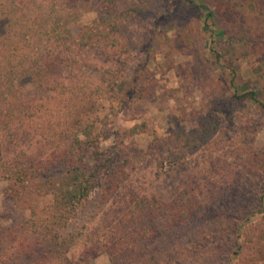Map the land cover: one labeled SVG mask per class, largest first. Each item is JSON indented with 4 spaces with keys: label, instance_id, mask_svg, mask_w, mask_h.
I'll list each match as a JSON object with an SVG mask.
<instances>
[{
    "label": "rangeland",
    "instance_id": "obj_1",
    "mask_svg": "<svg viewBox=\"0 0 264 264\" xmlns=\"http://www.w3.org/2000/svg\"><path fill=\"white\" fill-rule=\"evenodd\" d=\"M102 1L55 0L75 12L73 34L99 18ZM193 1L207 6L214 17L205 27L198 20L201 10L185 5L184 34L176 24L174 31L164 33L173 22L171 15L184 11L183 0L145 4L114 0L119 12L144 8L123 22L121 47L61 52L55 44H36L55 47L51 52L74 62L67 68L56 66L50 87L34 80L22 82L24 97L34 106V125L0 131V226L21 224L34 211L47 218L52 202L49 195L16 189L2 167L13 163L23 167L31 159L44 161L53 152L51 140L63 136L80 113L93 111L97 130L108 135L101 146L121 147L127 178L113 193L95 190L65 230L71 245L63 254L72 264H109L103 254L83 260L79 256L92 231L98 225L109 226L126 211L133 196L146 194L169 202L187 186L197 193L202 208L188 233L186 226H180L163 239L171 258L177 251H186L175 257L174 264H199V256H207H192L186 249V243L199 238L198 232L206 234L205 248L216 239L215 233L220 236L225 251L219 264H264V167L260 160L252 163L255 154L264 153V109L247 98H235L229 84L233 70L239 94L250 90L257 79L259 59H264V0H240L236 6L228 0ZM243 35L249 55L235 57L226 51L216 60L212 45L239 52V44L233 42ZM259 85L264 91V79ZM199 116L217 122V131L205 143L197 132ZM7 250L1 263L14 251ZM238 250L237 255L231 254L232 261L227 259L229 252ZM61 256L47 264L59 263ZM206 260L211 263L210 257Z\"/></svg>",
    "mask_w": 264,
    "mask_h": 264
},
{
    "label": "trees",
    "instance_id": "obj_2",
    "mask_svg": "<svg viewBox=\"0 0 264 264\" xmlns=\"http://www.w3.org/2000/svg\"><path fill=\"white\" fill-rule=\"evenodd\" d=\"M147 1L141 0V3ZM228 1L235 3V6L240 3V0ZM182 5L184 11L177 10L171 15L173 22L164 28V33L174 31L175 24L177 30L186 33L187 24L183 15L185 5L201 10L198 20L205 27L208 26V20L214 17L207 6L196 5L193 0H183ZM143 9L134 6L119 12L114 0H103L99 18L73 34L70 25L76 21L75 12L62 7L55 0L49 4L38 3L36 0L26 4H20L18 0H0V131H9L14 126L21 128L25 124L34 125V106L24 97L22 82L26 79L34 80L41 87H50L56 66L67 68L74 62L73 58H62L59 53L51 52L55 51V47L41 48L36 44H55L61 52H73L77 48L92 50L121 47L119 35L124 27L123 22ZM233 43L239 44L241 51L238 52L234 47L222 51L214 45L210 47L217 61L226 51L235 57L249 55V44L244 35ZM261 43L264 47V39ZM31 47L34 52L27 53V48L31 50ZM256 72L257 79L251 83V89L247 92H236L235 70L229 72V84L235 91V98H247L264 109V91H260L262 87L259 85L260 79H264V59H259ZM126 84H130V81ZM93 115V111H83L66 128L63 136L51 140L53 152L44 161L31 159L23 167L19 163L2 167L6 178L13 182L16 189L49 195L52 202L47 218H41L43 214L40 216L34 211L21 224L0 226V257L7 255L9 247L14 249L8 259L0 264H47L51 258L61 256L71 245L70 237L64 232L89 196L97 189L113 193L126 180V160L121 155V147L101 146L108 135L97 130V118ZM200 117L197 132L200 140L205 143L217 131V122H214L215 119L209 122L206 117L202 116L203 120ZM255 158L257 160H252V163L260 160L264 167V153L263 156L255 154ZM87 160H91V163ZM201 208L200 198L192 186L179 191L169 202L146 194L135 195L126 211L109 226L98 225L92 231L86 238L85 249L79 260L103 254L109 264H174L175 257L181 258L186 255V251H177L171 258L169 249H165L162 241L176 227L186 226L188 233L187 228H191ZM214 235L216 239L206 248L202 241L206 234L200 232L197 233L198 239L192 238L190 243H186L190 255L207 253L210 257L211 263L206 260L207 256H199V264H219L218 259L223 257L225 247L220 246V236L216 233ZM238 253L239 250L229 252L226 257L232 261L234 257L231 254ZM27 260H32V263ZM72 263L73 260L64 255L57 264Z\"/></svg>",
    "mask_w": 264,
    "mask_h": 264
}]
</instances>
